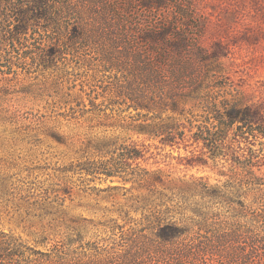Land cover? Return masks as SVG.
I'll list each match as a JSON object with an SVG mask.
<instances>
[{"label": "rangeland", "instance_id": "rangeland-1", "mask_svg": "<svg viewBox=\"0 0 264 264\" xmlns=\"http://www.w3.org/2000/svg\"><path fill=\"white\" fill-rule=\"evenodd\" d=\"M29 1L0 0V242L33 264L264 262V0H46L20 26ZM155 28L159 84L131 49ZM216 117L218 156L194 138ZM169 118L174 148L139 131Z\"/></svg>", "mask_w": 264, "mask_h": 264}, {"label": "trees", "instance_id": "trees-1", "mask_svg": "<svg viewBox=\"0 0 264 264\" xmlns=\"http://www.w3.org/2000/svg\"><path fill=\"white\" fill-rule=\"evenodd\" d=\"M142 6L146 7V8H151L153 6H158L160 2H158L157 0H138ZM36 2V0H32L29 1V4L27 5V7H19V16L17 17V21L19 22L20 26L26 25L28 22V17L27 15V11L28 9H32L34 10V8H43V6L46 5V0H38L37 3H41V6H35L34 3ZM44 4V5H43ZM34 5V6H33ZM77 33V30L75 31ZM171 32V30L168 29H159V28H155L154 30H150V31H146L143 34H141V36L138 37V43H141L143 45L146 46V51L141 52L135 49L136 45L139 44H134L131 43V49L136 51V56L139 59V63L142 65L143 69L146 71V79L147 82H154L156 84L161 83L162 78L159 75V70H160V65L159 63L152 57L151 59V54H152V49L151 46L149 44V42L152 41H163L166 39V36ZM170 41H172L174 45L173 47H175L178 50H187L188 45L186 44V42L184 40L181 39V35H177L176 37H173V39H171ZM168 45V44H167ZM143 53H147V55L143 54ZM164 100V99H163ZM160 98V102H155V104L159 103V105H162L163 101ZM141 107L150 109L151 106H153L154 104H152L151 106L145 105V104H140ZM176 102H173L170 105L169 109H173V111L176 109ZM168 106V105H167ZM160 107V106H159ZM229 126L235 123H242V126H238V130L241 131V134L244 135L245 132L243 131V127H245L246 125H248L249 123L252 122H257L256 118L252 117L249 111H231L229 112ZM160 118L159 116H156L155 119ZM222 118H218L216 117V120L219 122V124H216V131H212L209 128H203L202 126H199L198 128H200V133H196L194 135L195 141L199 142V141H203L204 146L209 147L211 150H213V155L214 156H218V149L220 147V145L218 144V142L224 138V132L225 129H223L222 126V122H221ZM169 120H172V118H169ZM259 128L254 129L257 130L258 134L260 136L264 137V127L261 126L260 124L258 125ZM139 131L141 134L147 135L150 139H155V140H159L160 143L166 147V146H171V147H175L176 145H179L178 139H184L185 137V130H181V128L174 123V121L172 120V122L170 123H166V122H162V121H155L153 120V122L151 124H142L139 125ZM206 129V130H205ZM254 134V131H251ZM128 157L131 159H137V158H141L144 155L142 154V152H140L139 150H137V148H130L128 149ZM21 248H23L22 244H18L16 242L12 243L8 242V241H1L0 242V264H33L34 259L31 257L33 254H35V251L33 249H30V255H26V252H22ZM26 255V256H25ZM24 257V258H23ZM258 264H264V262H258Z\"/></svg>", "mask_w": 264, "mask_h": 264}]
</instances>
